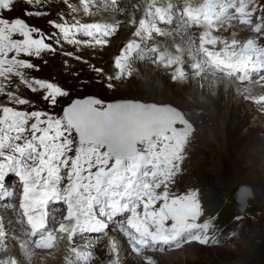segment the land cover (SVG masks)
I'll return each mask as SVG.
<instances>
[{"label":"bare ground","instance_id":"obj_1","mask_svg":"<svg viewBox=\"0 0 264 264\" xmlns=\"http://www.w3.org/2000/svg\"><path fill=\"white\" fill-rule=\"evenodd\" d=\"M46 1L0 0V168L3 162H9L15 170L23 166L24 170H17L18 179H25L27 183L36 184V177H38L36 185L46 189L52 188L50 191L53 193H56L57 188L63 189L73 182L78 183L77 185H83L87 176L91 173H86L83 166L87 163L94 165L95 160L93 157L97 156V153H88L87 149L80 148L79 155H77L73 142H71L62 126L54 122L49 124H55L54 129L58 134L66 135L57 143V146H55L51 129L47 127L34 129L40 124H48L40 112L46 111L47 114L55 106L56 101L63 96L64 91L59 90L50 99H47L46 94L51 89L58 87L56 78L55 83L41 78H31L30 87L40 96L35 109L31 108L32 101L21 97L19 87L24 82L21 75V62L23 56L33 49L23 44V40L14 29L13 24L4 18V12L11 11L16 5L20 6L22 4V12L28 16L29 13H33L29 18L32 24L41 28L44 24H47L52 31L54 36L48 33V37L54 45H47L45 49H42L43 51H47L51 47V50L55 52L67 53L65 58L69 62L64 61L60 67L64 75L70 76L71 79L67 81L74 80L76 83L90 81V85L95 86L97 82L101 83L106 90L117 91L118 85L122 83L120 80L125 82L136 80L138 73V77L149 80H143L145 82L138 89L136 88L135 97L150 103H164L170 99H175L179 102L180 109L188 117L192 118L200 114L195 121L192 120L194 123L205 125L206 120H211L214 122L216 130H218L220 120L226 121L231 114L233 117L237 116V110L241 108L239 101L249 104L254 113H259V105H264V73H259L260 70H264V2L260 0H141V12H145L147 20L140 22L131 13L127 16L122 15V10H125L126 13L130 12V2L133 6H138L136 0H53L58 5L59 13L47 12L45 8ZM29 5L32 6L31 9H29ZM152 5H157L158 11L167 23L155 14L151 9ZM71 12L74 13V17L77 15L78 18L70 28V34L62 24L69 21ZM82 15H87L84 22L81 21ZM40 19L43 20L42 24L38 23ZM86 22L92 23L85 25ZM63 27L68 33L66 37L61 34ZM99 33L104 45L101 43L102 41L98 40ZM133 33L139 35L145 48L141 47L140 41H132L130 37ZM196 34L199 36H197L198 38H195ZM124 36H127L128 39L121 44ZM168 36L170 39L173 38L174 41L170 42L169 40L165 44ZM189 39L195 41L189 43ZM246 41H252L255 45L251 55L243 53L241 48ZM110 43H115L116 47L121 46V54L126 55L127 59L124 63L128 62L130 64L129 69L132 72L129 80L123 79L115 74L116 72L108 74V71L101 69L94 62L87 66L86 73L88 74L85 73V69L81 68L79 64L80 52L111 53V50L107 49ZM131 46H136L137 49H131ZM172 46H178V48L175 47V49L177 48L176 52L172 50ZM157 51L162 53L161 55L169 56L171 68L166 73L164 72L165 62L158 60L159 53ZM118 53L120 52L116 54ZM67 62V67H63L64 63ZM140 64L143 66L138 68ZM135 65H137V68L132 67ZM236 68H238V71L235 70ZM176 70L182 73L180 78L175 74ZM97 76H103L104 79L96 81ZM160 80L164 85L168 81V87L170 89L175 88L176 91L193 86L196 83H198V87H190L184 97L181 92L179 94L177 92L172 93L168 92L167 88L159 87L157 83ZM74 81L71 83H74ZM66 86L69 88L67 84ZM200 91L203 95H206L205 100L199 98ZM234 93L237 95L235 96ZM237 96L238 102H235L233 98H237ZM186 97L195 100L196 104L189 103ZM160 99H163L164 102H159ZM212 106L216 111L208 116L206 111ZM55 119H58L57 115H55ZM202 119H205V121ZM203 131L204 129L199 131L196 138L199 151H206V148L203 150L198 147V144L203 141ZM174 146H178V144H174ZM172 150H174L172 153L174 154L181 153L184 149L174 148ZM144 156L147 160L154 158V155L152 156V153L149 152ZM142 158L143 156H141ZM165 160L168 159L164 157L161 164ZM147 166L149 165L143 166L140 171ZM162 172L170 179L171 175L174 174V167L163 169ZM8 176L0 175V203L7 198L3 188L4 185L8 184L6 181ZM156 180L152 181V188H146L145 185L141 187L135 197L123 195L116 198L119 202H126L127 207L131 210V215L128 217L129 221H138L148 227L147 230L133 237L131 241H127V246H122L125 249L123 251L126 259L123 258L118 264H145V260L150 259L152 261H148V264L151 262L158 264L156 257L145 258L142 253L154 249L164 251L170 247H181L183 246L182 238L186 237L196 241L199 239L201 231L211 233V235L198 247L193 248L206 249L219 244L217 241L218 233L214 231L210 224L206 225L205 223V229H203L198 225L200 217H197L199 218L197 219L191 213H187L186 208L194 205V200H191L188 196H179L172 201L167 196H160L154 190ZM174 182L175 186L181 189H186L190 184L189 181L174 180ZM77 185L73 184L74 187ZM86 191L89 193L88 198L80 195L73 205L69 202L71 212L67 217L73 216V212L76 211L75 204L80 202V209L83 213L77 214L75 219L77 217L81 218L85 214L97 217L99 224L107 225L106 230L117 227L119 223H126L124 219H118L119 215L115 216L116 207H121L122 204L116 205L113 201H106L107 197L111 195H98L89 189H86ZM152 197L163 201L166 207L159 206L161 211L157 212L151 209V205L146 206L145 203L149 202ZM108 203H112L115 209L111 210L112 206L107 205ZM141 203L143 206H141ZM98 206L100 207L97 208ZM49 211L52 212L53 210L46 207H36L34 209L31 214L33 228H26L25 224H20L12 210L5 213L3 217L1 216L5 223V243L14 241L12 233L16 232L17 228H22L26 232L32 229V233L28 236L31 239L46 224L59 223L58 220H55L54 215H50ZM170 212L171 216L178 214L180 218L178 225L168 227L166 223L162 222V218L168 216ZM45 216H47V221ZM88 223H84L82 220L80 225L72 228V222L69 228L72 231L70 236L65 233V229L69 227L66 228L65 224H60L57 226L58 228L53 230L55 236L61 242L60 245L65 248L68 243L73 244L72 238L77 234L87 235L85 238L91 239L84 241L88 242L86 244L98 243L95 237L103 239V233L106 230L93 229L91 227L93 224ZM159 226L163 230L173 232V234H164L163 230H159L161 228ZM233 226L234 231L237 227H240L241 234H245L246 227L241 228L239 219L233 222ZM247 229L254 234L250 237L259 238L253 224ZM245 237L247 236L245 235ZM225 238L223 237L224 240ZM188 239H185V241L190 243ZM53 240L51 239L48 243L50 248ZM107 242L110 243L111 247H120L118 239L112 238H108V241L104 240L101 246L108 245ZM224 247L225 245L221 244L216 249H224ZM91 248L95 249V252L82 253L80 248L76 250L77 248L72 247L75 256L74 258L72 256L73 259H71L70 264H76L78 261L86 262L89 257H94L95 260L98 258L103 259L104 250H97L93 244ZM12 249L15 250V247ZM35 251L32 250L31 252ZM67 251L69 252L70 248H67ZM229 252L238 256H246L242 252ZM15 253L20 254L17 246ZM19 258L21 264H26L24 259Z\"/></svg>","mask_w":264,"mask_h":264},{"label":"rangeland","instance_id":"obj_2","mask_svg":"<svg viewBox=\"0 0 264 264\" xmlns=\"http://www.w3.org/2000/svg\"><path fill=\"white\" fill-rule=\"evenodd\" d=\"M260 1L264 2V0ZM136 3L138 6H133V4L130 2V12L126 13L125 10H122V15L124 14L127 16L131 13L135 15L139 22L147 20L145 12H141V0H136ZM31 8L32 6L29 5V9ZM45 8L49 13L60 12L58 5L55 4L53 0H47L45 3ZM22 9V4H20V6L16 5L11 11L4 12V18L9 20L11 24H13V21L17 19L23 20L29 28L31 36H33V38L37 41L40 40L41 44L39 49L33 48L32 51L23 56V61L21 62V75L24 82L23 85L19 87L21 97L23 99L32 101L33 104L31 108L35 109V105L38 103L40 96L30 87L31 78L50 80L52 83H55L56 78L58 87L51 89L46 94L47 99H50L59 90L64 91L63 96L56 101L55 106L47 114L46 111L40 112L48 124H40L34 129H41L43 127L51 129L55 146H57V143H59L66 135L58 134L54 129L55 124H49L54 122L59 126H62L71 142H73L75 146V153L77 155H79L80 148H85L87 149L88 153H97V156L93 157L95 160L94 165L87 163L83 166V170L86 173L91 172L90 175L87 176L83 185H77L78 183L73 182L63 189L57 188L56 193L50 191L52 188L46 189L38 187L36 185L38 183V177H36V184L27 183L25 179H18L17 170H24L23 166H20L17 168V170H15L9 162L2 163L0 175L9 176L6 179L8 184L4 185L5 187L3 188L7 198L0 203V210H2L0 212V218L1 216L3 217L5 213L12 210L18 218L20 224H25L26 228H30L32 227L31 214L34 212V209L36 207H46L50 210H53L52 212L49 211L50 215H54L55 220H58L59 223L52 222L46 224L40 229V232L31 239H29L28 236L32 233V229L31 231L29 230V232L27 231V233L22 228H17L16 232L14 231V233H12V238L14 241H8L5 243V223L3 218H1L0 264H21V259L19 257L24 259L26 264H70L72 261L71 259H73L75 256V252L72 247L74 249L77 248L76 250H79L80 248L82 253H91L95 252V249L91 248L92 244L95 245L97 250H104L103 253L105 254L103 259L98 258L95 260L94 257H89L86 262L78 261L76 264L120 263L123 258L124 260L126 259L124 257L125 249L122 246H127V241H131L133 237L141 232H144L148 227L138 221H129L128 217L131 215V210L127 207L126 202H119L116 198L123 195L135 197L138 191L144 185L146 188H152V181L155 179L157 180L154 190L157 194H160V196H167L171 198L172 201L176 200V198L179 196H188L191 200H194V205H190L186 208L187 213H191L192 216L196 218L200 217V219L197 218L199 219L198 225L203 229H205V223L206 225L210 224L214 231L218 233L217 241L219 244L206 249L193 248L198 247L211 235V233L201 231L199 239L196 241L184 237L182 238L183 246L181 247H170L164 251L159 249L146 251L145 253H142L143 257L151 258V256H154L157 258L158 264H264V105H259L258 108L260 112L254 113L252 112L249 104L239 101L241 108H239L240 110H237V116L233 117L231 114L229 119L226 121L220 120L218 122V130H216L214 128V122L211 120H206L207 122L205 125L194 123L200 114H197L192 118L188 117L186 113L180 109V104L177 100L170 99L169 101L164 102L163 99H160L159 102L164 103L152 104L160 106L170 105L177 109L182 114L183 119L193 128L192 134H157L149 144H138V154L136 156L129 159L117 160L113 158L103 146L95 144L85 145L79 143L75 133L67 125L63 118L64 107L69 106L73 99H83L89 96L95 97L103 103L97 106L100 109H104L106 107L105 103L118 100L139 101L144 104H150V102H146L145 100H141L134 96L136 88L138 89V87L145 82L143 80L146 78H142L140 76L138 77L137 73V81L133 80L125 82L120 80L122 83L118 85L117 91L106 90L101 83L97 82L95 83V86L90 85V81H85L82 83H76L74 80L67 81L68 79H71L69 78L70 76L64 75V73H62L60 70L61 64H63L64 61L69 62V60L65 58L67 53H59V51L55 52L54 50H51V47H49V50L43 51L42 49H45L47 45H54L48 37V33L53 35L52 31L48 28L47 24H44L42 28L32 24L29 18L33 15V13H29L28 16L22 12ZM151 9L160 19L167 23L162 14L158 11L157 5H152ZM70 15L71 17L69 18V21L62 25H64L67 31L71 34L70 28L75 24L78 16L75 15L74 17L73 12H71ZM85 17H87V15H82L81 21L84 22L86 20ZM38 23L42 24L43 20L40 19ZM90 23L92 22H86L85 25ZM65 28L63 27L61 29V34L63 37H66L68 34ZM14 29L16 30L15 27ZM16 32L22 38L23 44L25 45L22 34L18 30H16ZM197 36L198 35L196 34L195 38L199 37ZM170 37L168 36L166 38L165 44L169 40L170 42L174 41L173 38L170 39ZM130 38L133 42L140 41L141 47L145 48V45L142 44L139 35H134L133 33ZM127 39V36H124V40H121V44L125 43ZM98 40L100 42L102 41L101 43L104 45L100 33L98 35ZM194 41L195 40L193 39H189V43H193ZM108 47L109 48L107 49H110L111 53H94L93 51L80 52L79 64L81 68L85 69L86 73L87 66L91 62H94L99 67H101V69L108 71V74L116 72L115 74L119 75L123 79L129 80L130 74L132 75V72L129 69L130 64L128 62L124 63L127 58L125 54H121V46L116 47L115 43H110L108 44ZM175 47L178 48V46ZM175 47L172 46V50L174 52L177 51V48L175 49ZM254 47L255 45L252 41H246L241 48L243 53L246 55H251ZM130 48L137 49L136 46H131ZM117 52L120 53L116 54ZM162 52L164 53L163 50ZM157 53L159 52L157 51ZM161 54L162 53H159L158 60H163L165 62L164 72L166 73V71L171 68V62H169L168 55ZM68 62L64 63L65 65L63 67H67L66 65H68ZM141 64L138 68L143 66H141ZM132 67L137 68V65ZM123 68L125 69L124 71L122 70ZM235 70L238 71V68ZM259 73H264V70H260ZM175 74H177L179 78L182 76V73L178 72V70L175 71ZM102 79H104L103 76H97L96 81H100ZM72 81H74V83H71ZM158 83L157 85H159V87L162 86L161 88H167L168 92H177L178 94L181 92L183 96L186 94V92H188L190 87H198V83H196L193 86L185 87V89L176 91L175 88L170 89L168 87V81L165 85L161 80ZM66 84L69 86V88H67ZM236 95L237 94H235V96ZM205 97L206 95H203V93L200 91L199 98L201 100H205ZM186 99L189 103L196 104L195 100H192L189 97H186ZM233 100L238 102V96L237 98L234 97ZM215 111V108L212 106L208 108L206 113L209 116L210 114H214ZM55 115L58 116L57 120L55 119ZM202 120L205 121V119ZM175 127L180 128L184 127V125L175 124ZM203 129V141L198 144V147L203 150L206 148V151H199L196 144V138L199 131ZM174 144H178V146H174ZM174 148H183L184 150H182L181 153L172 154L174 152L172 149ZM148 152L152 153V156L154 155V158L151 160H147L144 156ZM141 156H143L142 159ZM164 157L168 160L163 161L161 164V161L164 159ZM147 164L149 166L140 171L143 166ZM87 165H89V167H87ZM173 167L174 174H172L170 179H168L162 170ZM174 180H181V182L189 181V188L187 187L186 189H181L176 187L175 182L173 183ZM73 184H76L77 186L74 187ZM240 186H247L251 188L253 198L248 202V211H251L256 207L258 211L255 213L252 214L247 212L246 214L242 215L238 212L234 203L226 200V197H229L230 192ZM86 189H89L91 192H95L98 195H111L110 197H107L106 201H113V203L115 202L116 205L122 204L121 207H116L117 212L115 216L119 215L118 219H124L126 223H119L117 227L106 230L107 225L104 224L103 226L101 223L99 224L97 217H91L88 214H85L83 217H77L75 219L77 214L83 213L80 209V202L75 204L76 214L73 212V216L67 217V215L71 212L69 202L71 205H73V203L77 200V197L80 195H84L85 198L89 197V193L86 191ZM65 196L66 198H64ZM107 205L112 206L111 210L115 209L112 203H108ZM145 205H151V209L157 212L161 211L159 206L166 207L164 202L156 197H152L149 202L145 203ZM141 206H143L142 203ZM63 212H65V214H63ZM45 217L47 221V216ZM236 219H239L241 228L246 227L245 234H241L240 227H237L236 231H234L233 222ZM82 220L84 223H92L94 226L91 224L90 225L93 229L96 228L101 231L106 230L103 233V239L95 237L96 240H98V243H92L89 245L86 244L88 242H84L91 240L85 238L87 235L77 234L72 238L73 244L68 243L66 248L62 247L60 245L61 242L59 238L55 236L54 230L58 228V225L65 224L64 226L66 228L69 226L67 229H65V233L70 236L72 231H70L69 228L72 222L73 228L74 226L77 227L80 225ZM70 221L71 223H69ZM162 222L166 223V226L168 227L176 226L180 223V218L178 214L171 216L170 212L168 216L162 218ZM96 223L97 225H95ZM251 224L256 227L255 231H257L259 238L250 237L251 235L254 236V234H252L251 231L247 229ZM159 230H163V228L161 227ZM163 233L173 234V232L169 230H163ZM245 235L247 237H245ZM223 237H226L225 240ZM108 238L115 240L118 239L120 247H111L109 242H107L108 245L104 244L101 246L104 240L108 241ZM51 239H54L53 242H55L54 244L53 242H51L52 244L50 243V248L48 243ZM185 239L190 240V243H187ZM221 244H224L226 248L224 247V249H216ZM16 246L20 250V254L18 255L15 253ZM14 247L15 250L12 249ZM67 248H70L69 252L67 251ZM29 250L36 251L31 252ZM229 251L234 253L242 252L246 254V256H238ZM114 259L115 261H113ZM69 260L70 262H68ZM148 261H152V259L145 260L144 263L148 264ZM150 264L155 263L151 262Z\"/></svg>","mask_w":264,"mask_h":264},{"label":"water","instance_id":"obj_3","mask_svg":"<svg viewBox=\"0 0 264 264\" xmlns=\"http://www.w3.org/2000/svg\"><path fill=\"white\" fill-rule=\"evenodd\" d=\"M13 25L24 36L26 45L38 48L36 41L23 20L17 19ZM103 104L95 97L73 99L64 107L63 116L74 131L79 143L103 146L117 160L129 159L138 154V144H149L157 134L176 133L191 135L193 128L183 119L182 114L170 105L144 104L139 101H113ZM175 124H183L177 128ZM253 198L251 188L240 186L232 190L226 200L236 205L242 215L255 213L248 211V202Z\"/></svg>","mask_w":264,"mask_h":264}]
</instances>
